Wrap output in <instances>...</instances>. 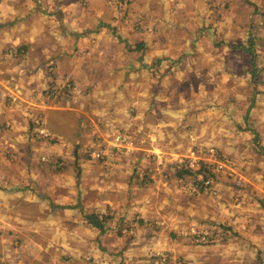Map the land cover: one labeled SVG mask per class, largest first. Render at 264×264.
Returning <instances> with one entry per match:
<instances>
[{"label":"rangeland","instance_id":"1","mask_svg":"<svg viewBox=\"0 0 264 264\" xmlns=\"http://www.w3.org/2000/svg\"><path fill=\"white\" fill-rule=\"evenodd\" d=\"M55 2L64 55L0 87V264H264V0Z\"/></svg>","mask_w":264,"mask_h":264},{"label":"crops","instance_id":"2","mask_svg":"<svg viewBox=\"0 0 264 264\" xmlns=\"http://www.w3.org/2000/svg\"><path fill=\"white\" fill-rule=\"evenodd\" d=\"M66 5H59L55 0H0V87H10L16 97H20L18 93H15V90L18 89V86L25 85V83L18 81L21 75L31 76V85L29 89H37V86L40 85L38 78L34 77L37 75L36 72L44 71L43 69L39 70V67L33 66H19L15 65L11 60H14L16 56L23 54L25 52L24 58L27 60L34 59L33 50L36 49L37 57L45 58L53 54L58 56L64 55L65 53V39L64 36L60 33V30L56 29V40L53 36H49L47 32L49 31L50 26H54L50 18L60 14L58 12L65 11ZM56 28H58L59 21L56 20ZM70 42H74L73 37H67ZM28 49V50H27ZM18 51L17 55L14 56V52ZM69 51V50H67ZM10 54V55H9ZM5 60L2 62V60ZM6 60L11 62H6ZM65 61V60H63ZM73 64V61H71ZM62 64L61 62L57 64L58 70ZM67 74L76 76L77 67L72 66L71 63L68 64ZM64 72H62L63 74ZM2 76H9V79H3ZM25 81H28L26 79ZM34 82L36 84H34ZM1 102V101H0ZM11 103L0 105V126L6 125L8 127L11 123L15 132L7 134V136L15 141L13 149H19L23 147H28L29 143V125L31 118L25 117L23 114L24 109L22 104ZM49 106V105H47ZM43 112L44 117L47 121V124L53 132L57 135L62 133L64 127L56 122L55 120H61L59 115L61 113L58 109L49 110L47 109L39 110ZM55 116V119L52 118ZM70 126L71 122H67ZM5 124V125H4ZM60 126V127H59ZM16 133V134H15ZM5 134V132H4ZM21 139H18V137ZM18 140L21 142L19 143Z\"/></svg>","mask_w":264,"mask_h":264},{"label":"trees","instance_id":"3","mask_svg":"<svg viewBox=\"0 0 264 264\" xmlns=\"http://www.w3.org/2000/svg\"><path fill=\"white\" fill-rule=\"evenodd\" d=\"M253 56V61L255 60L254 51H251ZM86 221L92 225L93 227L101 229V231L104 230V220H100L95 214H90L85 216ZM103 229V230H102Z\"/></svg>","mask_w":264,"mask_h":264},{"label":"built area","instance_id":"4","mask_svg":"<svg viewBox=\"0 0 264 264\" xmlns=\"http://www.w3.org/2000/svg\"><path fill=\"white\" fill-rule=\"evenodd\" d=\"M43 134H44L45 136H48V135H50V132H49L48 130H44Z\"/></svg>","mask_w":264,"mask_h":264}]
</instances>
